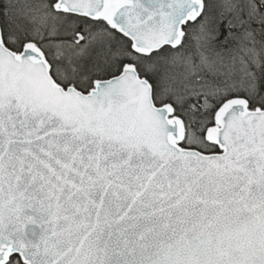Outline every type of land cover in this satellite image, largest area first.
<instances>
[{
    "label": "snow or ice",
    "instance_id": "6c2138e0",
    "mask_svg": "<svg viewBox=\"0 0 264 264\" xmlns=\"http://www.w3.org/2000/svg\"><path fill=\"white\" fill-rule=\"evenodd\" d=\"M0 264H264V0H0Z\"/></svg>",
    "mask_w": 264,
    "mask_h": 264
}]
</instances>
